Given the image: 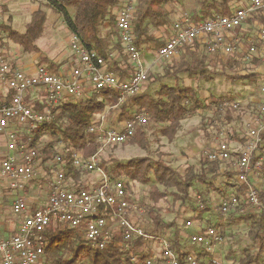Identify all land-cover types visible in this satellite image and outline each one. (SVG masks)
<instances>
[{"label":"built area","instance_id":"1","mask_svg":"<svg viewBox=\"0 0 264 264\" xmlns=\"http://www.w3.org/2000/svg\"><path fill=\"white\" fill-rule=\"evenodd\" d=\"M135 3V0H128L117 13L124 52L133 65V72L128 77L117 75L97 50L87 46L73 32L70 46L77 60L74 65L57 72L45 64L38 65L32 73L27 72L15 67L0 52V131H5L12 121L17 122L20 128L19 131L7 133L8 151L1 164L2 172L9 176L13 188L23 191L38 176L37 162L41 164L39 151L28 147L22 136L26 131L31 132L52 120L51 106L87 98V90L117 91L118 102L125 103L129 97L140 93L142 86L149 80L148 68L134 43L132 20L136 11ZM178 16L173 21L171 33L165 36V44L158 49L161 58L171 60L179 55L182 46L198 42L210 54L234 57L242 65L253 66L259 82L257 117L248 122L246 139L234 141L236 145L232 147L226 131L221 130L207 154L211 160L222 162L237 157L233 171L236 180L247 185L246 193L240 196L231 192L227 198L223 197L218 204L217 223L206 226L204 231V227H199L190 236L191 244L203 246L201 248L207 255L219 254L223 257L221 229L224 224L241 215L264 211L260 185L256 182L264 168V22L261 20L264 18V0L232 2L228 15L216 13L195 19L188 12L180 10ZM4 21L5 15L0 9V24ZM31 92H35L40 99L44 96V100H41L43 104L46 101L43 110L35 109L30 103L27 97ZM220 105L222 109L231 108L235 111L239 109L241 101L223 100ZM100 116L96 117L97 124L90 128L101 143L99 151L88 158L81 153L73 156L75 167L97 171L99 184L95 182L91 186L76 188L73 180L67 179L61 171L65 165L64 150L61 145L57 146L60 150L51 161V166L56 164L57 169H52L54 174L48 177V203L31 209L24 194L17 196L13 212L22 217V222L10 236H0V264H50L45 248L48 244L46 231L52 223L80 229L85 238L99 248H105L109 240L119 234L120 239L115 240L114 244L126 251L125 264H140V255L147 250L152 254L145 256L146 263L156 262L159 257L149 248V241L160 239L165 264H182L179 254L167 239L149 233L135 219L145 214L146 206L138 204L129 196L127 181L109 176L99 166L100 153L104 147L126 142L139 125L148 121V116L140 112L132 120L117 126H107L105 119ZM254 156L258 158L256 161ZM139 239L143 244L137 247ZM184 261V264H199L197 252H191Z\"/></svg>","mask_w":264,"mask_h":264},{"label":"trees","instance_id":"2","mask_svg":"<svg viewBox=\"0 0 264 264\" xmlns=\"http://www.w3.org/2000/svg\"><path fill=\"white\" fill-rule=\"evenodd\" d=\"M128 0H47L42 6L33 13L32 20L27 25L26 31L20 33L13 30L11 26L4 22L0 24V30L7 32L8 35L17 43L21 44L24 50L37 52L39 50L36 41L43 35L47 20V8H53L63 14L65 23L71 32L78 34L82 41L97 50L108 62L110 69L115 71L121 78L131 75L133 69L129 67L128 55L124 52L121 42L117 13ZM179 0H136V12L132 20L134 43L139 50L145 45L159 49L165 44L164 38L161 39L159 31L162 27L168 26L170 13L167 5L177 3ZM231 0H202V8L193 14V18L199 19L203 16L214 15L216 13L228 15L231 12ZM70 7L75 8V14L69 11ZM118 7L117 13L114 9ZM198 14V15H197ZM264 22V19H261ZM104 25L111 36L112 47L105 45V39L100 37L99 28ZM109 34L107 35L109 38ZM1 37V36H0ZM199 43L184 45L180 52L184 54L182 60L174 62L171 67L166 68L165 76H178L181 73L196 75L199 79L210 78L208 74L210 65L221 64L222 72L228 73L240 66V61L234 57L224 59L220 54L204 53L199 49ZM116 52H115V51ZM117 57L114 55V53ZM202 55V56H201ZM258 63V61H256ZM123 66L122 64H126ZM40 64L47 65L50 70L58 71V63H49L46 58ZM234 80L239 78L232 74ZM246 77V76H245ZM252 81H256L257 75L250 74ZM92 95L81 100H68L59 105L51 106L53 118L50 122L41 124L31 132L26 131L22 140L28 147L37 148L41 164L46 168L56 170L57 165L51 166L56 157L57 146H62L64 150L65 165L61 171L65 173L67 179H72L74 184L84 186L83 174L91 172L86 169H79L73 165L74 154L81 153L88 158L96 154L100 149V142L95 132L90 130L92 125H96V117L100 116L107 105L115 107L121 106L120 121L132 120L137 113L145 112L148 114V121L156 126H160V134L172 140L178 133L183 119L194 114L198 108L204 107V103L198 97V93L192 87L176 85H163L155 94L143 93L136 94L127 99L125 103L118 102V92L110 90L92 91ZM37 110H43L45 106L41 104L33 105ZM234 111V110H232ZM233 119V113L228 116ZM141 126V125H140ZM46 139H43L45 138ZM63 142V143H61ZM138 144L142 148L148 147V139L144 128H138L135 134L122 144ZM100 163L106 171L115 178H130L142 184H150L152 179L155 183L150 185V199L157 203L160 199L168 195L173 196L174 203L181 202L186 204L191 195L194 183H200L207 189L214 178L221 171V161L211 160L208 155H202L199 169H187L184 175L180 174L174 167L166 164L161 159L151 157L131 158L127 161H119L112 158V166H108L106 159L101 158ZM258 158L254 156V161ZM59 170V169H58ZM227 182L226 190L244 196L247 185L235 180V172L226 170ZM129 181V180H128ZM234 181V182H233ZM50 182V179H49ZM99 184V183H98ZM97 185V184H96ZM89 186V185H88ZM160 187H163L162 190ZM219 189V188H218ZM129 190H131L129 186ZM221 190L223 197L227 198L228 192ZM259 193L264 201V182L259 186ZM194 207V206H193ZM219 207V205L217 206ZM196 210V209H195ZM204 210L197 215L198 219L203 215ZM154 223L155 235L162 238L159 232H163L167 226H174L175 222L166 223L159 214H150ZM244 222L248 226L247 234L258 245L256 253L246 254L240 259L239 264H264V211L242 215L235 220L228 222ZM209 221L207 226L212 225ZM206 226L202 229L204 231ZM225 234L226 226L222 227ZM181 233L177 232L171 247L180 256L181 263H185V258L191 254L190 249H184L180 243ZM48 244L46 253L50 264H125L127 253L122 248L115 246V240L120 239L119 234H115L105 248L94 246L85 238L84 232L80 229L71 227L67 224L52 223L47 231ZM143 242L139 239L137 247ZM248 250V249H247ZM150 251H144L140 255V264H147L145 256H151ZM207 253L197 252V258L202 264V258ZM215 264L217 263L212 259ZM153 264H160L154 262Z\"/></svg>","mask_w":264,"mask_h":264},{"label":"rangeland","instance_id":"3","mask_svg":"<svg viewBox=\"0 0 264 264\" xmlns=\"http://www.w3.org/2000/svg\"><path fill=\"white\" fill-rule=\"evenodd\" d=\"M231 1L238 2L241 0ZM201 2L202 0H179L177 3L168 4L167 9L169 12H171L169 21L171 23L169 25L173 23L180 10H184L191 15L195 14L202 8ZM1 3H7L9 5L10 14L13 16V27L24 32L25 26L30 21L32 13V7H26L24 4H33V1L0 0V4ZM39 4L40 3H38V5ZM117 10L118 7L114 9V12L117 13ZM69 11L72 16L75 14L74 7H70ZM48 20L56 21L59 25L58 27H60L58 32L61 37L59 40H57V43L67 48V51L71 50L73 53L70 46V39L67 40L62 30L64 27L63 23H65L63 14L51 8L48 10ZM169 25L165 27H169ZM106 28L104 25L100 26L99 35L105 39V45H108V48H110L112 47L113 42L111 41L112 39L110 34L107 32L111 29V27L108 29ZM48 30L49 33L47 32L46 25L44 35L37 41L40 47V54L26 52L20 47V50L23 52V59H32L35 56L39 57L41 55L50 57L52 56L54 49L56 48H51L50 41H47L49 34L51 33V35H53V32H50L51 29ZM108 34L109 38L107 36ZM160 37L161 39H165V35ZM50 38H52V36H50ZM13 44L16 45L15 43ZM202 48L203 47L199 45V49L202 50L201 53H207V51ZM140 51L142 60L144 61L146 68H148L149 80L142 86V90L139 94H155L156 91L159 90L163 85L173 86L178 84L183 87L194 88L198 93V97H200L204 103V107L198 108L194 114L182 120L181 127L177 135L172 140L162 136L160 134V126H156L153 123H150V121L138 126V128H144L146 132L148 147L142 148L138 144L131 143L118 144L114 146L109 145L105 147L104 151L100 153V159H106L109 167H111L113 164L111 162L112 158H117L119 161L125 162L131 158L149 156L153 159H161L166 164L174 167L180 174L184 175L187 169H199L198 167L200 165L202 155H207L208 151L212 149L214 137L221 130L226 131L228 135L227 138L230 140L232 147H235V142L244 141L246 139L249 130L248 122L257 117L256 100L259 97V82H257V79L256 81H252V78L249 77L250 74H255L253 66H245L242 64L239 66L238 64L237 68L232 69L236 70L235 72L230 70L225 74V72H222L224 70H222L221 64H212L208 68V74H212V76L210 78L203 79H199L198 76L189 75L187 73H181L178 76H165L166 68L171 67L174 62L182 60L184 54L180 52L178 56L169 60L161 58L158 55V49L150 45L143 46ZM55 55L53 57H55ZM73 55L75 54L73 53ZM223 58L227 59L228 57ZM123 61H128L129 67L133 69V65L131 64L128 57L127 60L124 59L122 62ZM110 63L111 62H108L109 66ZM122 65L125 66L127 63ZM236 73L237 76L240 77L234 80L232 74ZM87 91V96H91L92 93L90 90ZM39 94L42 95L41 92ZM42 98L44 100L43 95ZM223 100L241 101V105L239 109L235 111H232L231 108L222 109L220 102ZM30 103L32 102L30 101ZM44 103L46 104V101ZM45 104H43V106ZM121 111V106L114 108L113 106L107 105L100 117L105 119L107 126H117L119 123L123 122V120L120 121L119 119L121 117ZM231 112L233 113V119L229 118L228 120V116L231 114ZM24 132L22 133L24 134ZM241 137L243 140H241ZM43 139H46V137ZM59 150L60 149L58 148L56 151ZM262 152H264V149H262ZM262 157H264V154H262ZM236 159L237 157H233L231 160L224 162L221 161L222 171H220L219 175L212 180L210 187H208L209 189L200 183H194L190 198L184 205H180L181 202L174 203L172 195H168L165 198L160 199V201L157 203L153 202L149 197V193L150 185L155 183L154 179H152L150 184H142L138 181L124 177V179L126 178L129 180L131 184V190H129L130 197L138 204L146 206L145 214L141 215V217L138 215L135 217V219L138 220L140 225H142V227L149 233H154V223L150 214H159L163 218L164 222H175L174 226H167L163 232H159L163 238L167 239L171 243L174 241L176 233L179 232L181 233L180 243L184 249H190L193 253L202 252L203 248L201 247L203 246L191 244L190 236L198 229V226H207L209 221H212L213 224L217 223L216 221L219 216V210L217 206L219 201L223 199V195L220 191L226 190L225 180L228 178L225 172L226 170H233V164L235 163ZM39 165L37 162L36 168L38 172V178L41 177L39 176ZM41 179H43V176ZM234 179L236 180V178ZM37 180L39 181L35 183L42 185L41 180ZM99 180L100 177L97 171H91L89 173L83 174L84 186L87 182H94V184L96 182V184H98ZM256 182L257 184L264 182V168L262 169L259 178L256 179ZM43 186L44 188H40V191H37V193L32 192L31 194L40 200H45L48 197L49 188L46 189L47 185ZM160 188L164 190L163 187ZM226 191L228 192V190ZM231 192L232 189L230 188L228 195ZM202 210H204L203 215L198 219L197 215L200 214ZM224 226H226V231L223 235V241L221 242V247L224 251V258L219 254L215 256L204 255L202 258V264H215L212 259L219 264H239L240 259L248 254V252L253 254L258 250V245L253 240H251L247 234L248 226L246 223L239 222L230 225L227 223L224 224ZM159 241L160 239L150 240L149 248H151L152 252L159 257L156 262L165 264V259L162 257L163 243ZM263 257L264 254H261V258Z\"/></svg>","mask_w":264,"mask_h":264},{"label":"crops","instance_id":"4","mask_svg":"<svg viewBox=\"0 0 264 264\" xmlns=\"http://www.w3.org/2000/svg\"><path fill=\"white\" fill-rule=\"evenodd\" d=\"M32 1H33V4H28V3L24 4V6H26V7H30V6L32 7V13H31L30 21L32 20L33 13L35 11H37L42 6V3L47 2V0H32ZM38 3H40V4L38 5ZM0 9H1L2 13L5 15V22H4L5 24H8L9 26H11V28L13 30H16L20 33H24L26 31L27 25L30 23V21L26 24L24 32L19 31V30L15 29L12 25L13 16L10 14L9 5L7 3H1ZM49 9H51V8L46 9L47 20L45 23V30H46V25H47V32L49 33L48 29H51L50 32H53V35H51V33L49 34L47 41L48 42L50 41V47L51 48L52 47L56 48V49H54V52H53L51 57L46 56V55H41L39 57L35 56L32 59H27V58L23 59V52L20 50V47H21V49L24 50L22 45L15 42L10 37V35H8V33L5 32V30L4 31L0 30V32H1V34H0V36H1L0 37V42H1L0 52L7 59H9L15 67H18L21 69L23 68V70L32 73L37 69L38 65H40V61L43 58H46L49 63H51V62H53L54 64L58 63V65H57L58 71L61 68H67V67L75 64V62L77 60L76 55H73L71 50L67 51V48H65L64 46H61L60 44L57 43V40H59V38L61 37L59 32H58L60 27H58L59 25L57 24L56 21L48 20V10ZM178 15H179V13H178ZM178 15L175 17V19H177L179 17ZM47 22H48V24H47ZM172 24L169 25V27L166 29H164V27H162L159 31V36H162V35L168 36L171 33ZM63 25H64V27L62 30L64 32V36L68 40V39H70V35L72 32L70 31V29L68 28L66 23H63ZM170 27H171V29H170ZM45 30H44V33H45ZM44 33H43V35H44ZM48 33H47V36H48ZM50 36H52V38H50ZM37 41H36V44L38 45ZM13 43H15L16 45H14ZM38 47H39V45H38ZM24 51H26V50H24ZM26 52H29V51H26ZM31 53L40 54V47H39V50L37 52H31ZM54 55H55V57H53ZM114 55L117 57V55L115 53H114ZM27 98L29 101L32 102V104L34 103L33 105L42 103L41 100L43 99L42 97H41L42 99H40V97H38L35 92H31ZM19 129L20 128H19L17 122L12 121L5 131H0V236H10L11 234H13L17 230L18 226L22 222V217L16 215L13 212V203H14V201L18 195H20V194L25 195L31 209L41 207V206L46 205L48 203V197L45 200H40L39 198L34 197L31 193L32 192L37 193V191H40V188H44L43 185H47L46 189L50 188V182L48 180V177L52 176L54 174L52 169H50L51 168L50 166L48 169V168H46L45 165L40 164L39 165L40 167L38 166V168L40 170L39 176H41V177L43 176V179H41V177H39V178L37 177L32 182H30L25 187V189L23 191H20V190L13 188L11 186L10 178H9V176H7L6 174H4L2 172L1 164H2V160L4 159V157L8 151L7 133L9 131H12V130L19 131ZM241 140H243L242 137H241ZM214 144H215V137H214V142L212 144V147ZM47 163L50 164L51 161H49ZM47 173H48V175L45 176V174H47ZM37 179L41 180L42 185L35 183V182L39 181ZM225 182H227V179L225 180ZM93 184H94V182H87L86 183V185H89V186H91ZM259 185H262V183ZM228 192H229V190H228ZM198 228H199V226H198Z\"/></svg>","mask_w":264,"mask_h":264},{"label":"bare ground","instance_id":"5","mask_svg":"<svg viewBox=\"0 0 264 264\" xmlns=\"http://www.w3.org/2000/svg\"><path fill=\"white\" fill-rule=\"evenodd\" d=\"M146 115H147V113H145ZM140 126V125H139ZM138 128V127H137ZM101 144V143H100ZM120 144H122V143H120ZM115 145H118V144H115ZM107 146H109V145H106L105 147H107ZM114 146V145H113ZM104 147V148H105ZM103 151H104V149H103ZM101 161H102V159H100V161H99V166H100V168L106 173V174H108L109 176H111V177H113L111 174H109L107 171H106V169L103 167V166H101L100 165V163H101ZM113 178H115V177H113ZM117 179H124V178H117ZM126 179V178H125ZM49 180V179H48ZM126 181H127V183H126V187H127V190H128V193H129V186L131 185L130 184V182L126 179ZM75 185V187L76 188H78V187H81V186H78V185H76V184H74ZM129 196H130V194H129Z\"/></svg>","mask_w":264,"mask_h":264}]
</instances>
